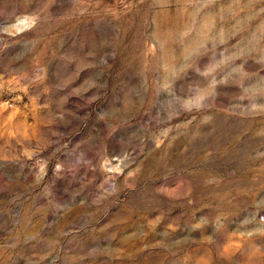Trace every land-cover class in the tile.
<instances>
[{
	"label": "rangeland",
	"instance_id": "obj_1",
	"mask_svg": "<svg viewBox=\"0 0 264 264\" xmlns=\"http://www.w3.org/2000/svg\"><path fill=\"white\" fill-rule=\"evenodd\" d=\"M0 264H264V0H0Z\"/></svg>",
	"mask_w": 264,
	"mask_h": 264
}]
</instances>
